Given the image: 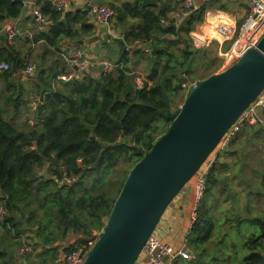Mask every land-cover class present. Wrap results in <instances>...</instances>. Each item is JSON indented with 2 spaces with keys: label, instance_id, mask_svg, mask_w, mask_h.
<instances>
[{
  "label": "trees",
  "instance_id": "trees-1",
  "mask_svg": "<svg viewBox=\"0 0 264 264\" xmlns=\"http://www.w3.org/2000/svg\"><path fill=\"white\" fill-rule=\"evenodd\" d=\"M37 1L40 12L51 22L37 25L26 50L9 43L0 32V63L8 65L0 71L5 86L0 95V190L6 210L0 225L18 240L19 247L29 237L28 231L37 239L30 240L33 246L55 245L51 249L53 261L58 248L70 237L77 236V240L66 251L102 229L129 171L124 172L116 189L115 179L122 168L119 163L131 168L166 131L169 120L161 114L165 105L160 80L167 69L190 63L185 74L164 83L172 104L173 97L183 91L180 82L194 69L192 63L199 53L206 56V48L192 56L188 37H182L202 19L205 7L192 11L175 26L172 21L166 25L161 21L173 9L169 0L106 3L115 11L112 27L118 35L117 39L112 37V44L104 42L108 47L101 57L116 67L111 71L86 69L87 75L60 81L57 76L69 71L66 59L82 45L81 36H90L95 27L87 21L85 9L60 12L44 0ZM22 11L23 0H0V29ZM31 20L35 23L32 16ZM171 34L176 37L169 38ZM136 39L150 46V54L125 50ZM35 42H42L43 53L38 61L28 64L26 53ZM48 51L51 54L44 59ZM137 56L149 63L144 85L138 90L133 89L128 74L132 69L129 64H134ZM28 65L35 68L27 77L29 84L24 85L15 75ZM72 71L77 70L72 67ZM31 93L41 97L36 111L29 107ZM28 112L34 115L33 121L25 128L23 120L21 129L19 114L27 117ZM160 122L166 123L164 130L159 128ZM64 177L71 180L63 182ZM216 183L213 169L208 168L196 219L186 238L192 257L177 258L172 264H264V215L227 216L218 230L204 203L209 187ZM230 233L242 241L236 243L231 238L229 245ZM3 258L5 253L0 252Z\"/></svg>",
  "mask_w": 264,
  "mask_h": 264
},
{
  "label": "water",
  "instance_id": "water-1",
  "mask_svg": "<svg viewBox=\"0 0 264 264\" xmlns=\"http://www.w3.org/2000/svg\"><path fill=\"white\" fill-rule=\"evenodd\" d=\"M189 66L172 67L162 75L165 109L161 114L169 125L129 169L81 264L135 263L167 207L194 181L229 128L264 89V33L237 60L199 80L181 105L171 108L164 83L184 74Z\"/></svg>",
  "mask_w": 264,
  "mask_h": 264
},
{
  "label": "crops",
  "instance_id": "crops-1",
  "mask_svg": "<svg viewBox=\"0 0 264 264\" xmlns=\"http://www.w3.org/2000/svg\"><path fill=\"white\" fill-rule=\"evenodd\" d=\"M65 1L68 4L69 10L77 8L85 9L87 21L95 27L93 34L90 36H81L82 45L77 49L82 50L93 59L102 58L101 53L103 54L108 47L104 42L112 44V37L116 38L118 34L114 29L111 30L112 35L108 34L106 31V24L95 23L93 21V18L86 9L85 0ZM90 1L98 2L101 0ZM196 1L199 2V8L196 11L200 10L201 6L205 7L202 12V19L195 22L189 32H183L182 37H188V46L193 54L192 56L196 55L198 49L206 48L207 53L205 52L206 56H201V53H199L197 59L195 61L193 60L194 62L192 65L194 69L190 74L186 75L187 77L193 76L198 65L202 66L205 64L208 55L213 54V64L215 63L216 66L220 64V62L218 63L217 57H222L220 53L231 47L234 38L229 41H223L222 38L215 33L214 27L218 22L231 23L239 27L247 14L250 0ZM36 2L38 1L23 0V11L21 14L15 19L8 20L15 22L20 30V34L15 38L14 44L23 51L26 50L30 44L33 32L38 29L36 24L31 20V9ZM169 2L173 4V9L166 14V24L172 21L175 26H178L181 23L176 22V14L180 9V4L177 0H169ZM107 34L110 35L111 39L106 36ZM175 37L174 34L169 35L171 39ZM43 46L42 42L31 44V48L28 49L26 53L28 57L27 63L39 60L43 53ZM186 47L187 43L184 44V49H186ZM200 52H202V50ZM50 54V51L44 53V59H48ZM143 61L144 59H141L139 56L135 57L133 59L134 64L130 63L129 66L130 68H135L138 63L140 66ZM226 65L227 61L222 60L220 69L222 70ZM98 67L100 66H92L87 69L88 71L90 69L95 70ZM148 67L149 63L146 68ZM207 68L209 69V67ZM143 73L145 76L147 75V73ZM30 75L31 74H25L21 71L19 74H16L15 77L22 84L27 85L29 84L27 77ZM80 75L82 74L75 73L74 77H79ZM3 80V76L0 73V95L5 93ZM6 93L9 94L10 92ZM16 95L17 94L14 93L12 95L13 98H15ZM256 116L257 119L253 124L246 126V128H241L232 138L224 142L221 141L217 149L213 151L212 159L207 164V170L208 168L213 169L217 183L209 187L210 191L208 189L204 203H206L209 213L212 216V221L214 223L216 222V227L218 226L217 229L219 228L218 230L220 231L224 226L222 222L227 216L232 218L237 215H264V136L262 135V131L264 130V109H257ZM33 117L34 115L30 113L27 121L24 119L26 123L25 128L31 125ZM24 122L22 119L18 122L21 129L22 123ZM192 207L193 188L191 184L188 190L184 188L174 198L173 202L167 207L159 220L157 234L175 248H185L188 243L186 238L190 227ZM216 233H214L213 236L216 237ZM28 236L29 240H33V242L37 241L33 232L28 231ZM76 240L77 236H72L64 241L63 245L58 248L56 259L53 261L51 260V249L54 248L55 245H47L44 248L41 244L33 246L29 241V250L21 255L19 253L20 247L18 240L8 232V229L2 228L0 225V252L5 253V258L0 259V264H56V260L59 259L62 254L66 252L68 246L74 244ZM143 260L144 258L141 256L134 264H143Z\"/></svg>",
  "mask_w": 264,
  "mask_h": 264
},
{
  "label": "built area",
  "instance_id": "built-area-1",
  "mask_svg": "<svg viewBox=\"0 0 264 264\" xmlns=\"http://www.w3.org/2000/svg\"><path fill=\"white\" fill-rule=\"evenodd\" d=\"M48 2L51 7L60 12L68 10V4L65 0H44ZM180 4V9L176 14V22L182 23L188 15L199 8V2L196 0H177ZM85 6L88 13L93 18L95 23L106 24V31L108 34L112 35L113 20L115 18V11L103 4L98 2H92L90 0H85ZM39 6L34 3L31 9V16L37 25L48 24L51 21L48 17L44 16ZM161 21L166 24V19H161ZM215 33L222 38L223 41L232 40L231 47L221 52V56L225 61L231 63L237 60L243 52L253 47L258 39L264 33V0H250L248 11L244 19L242 20L239 27L235 24L218 22L215 27ZM1 34L6 37V40L10 43L20 34V30L17 28L15 22L7 21L4 23L0 29ZM141 50L145 54H150L151 49L148 44H145L142 39L133 40L131 43L127 44L125 50L132 53L134 50ZM69 65V71L67 73H61L57 76L60 81L68 80L70 77H74L75 73L72 71V67L87 69L89 67L100 66L105 71H110L116 67V64L104 58L93 59L86 55L82 50L76 49L74 53L66 59ZM8 65L5 63H0V71L6 70ZM34 66L28 65L23 69V73L32 74L34 71ZM128 74L131 78V84L133 89H141L146 80L145 74L138 70L132 68ZM198 80H182L180 82L181 89L184 92H189L197 86ZM41 101V97L37 94L30 95L29 106L31 111H36L38 104ZM257 109H264V89L260 92L257 98L243 111L236 122L229 128V130L224 135L222 142L232 138V136L241 130L244 125L253 124L256 119ZM207 166H202L194 176L193 181V207L190 214V225L196 219V208L201 200L204 190H205V173L207 171ZM71 179L64 177L63 182H69ZM5 197L3 198L2 191L0 190V218L6 215V210L3 204ZM157 227V226H156ZM99 231H93L92 236L88 237L86 242L78 243L73 245L68 251L62 254V256L56 260V264H81L94 242L98 237ZM23 242L19 248V252L26 253L29 250V244L27 240ZM143 257V264H172L175 259H190L191 254L185 248H175L168 242L164 241L157 233L154 231L147 238L144 247L140 253L139 257Z\"/></svg>",
  "mask_w": 264,
  "mask_h": 264
},
{
  "label": "rangeland",
  "instance_id": "rangeland-1",
  "mask_svg": "<svg viewBox=\"0 0 264 264\" xmlns=\"http://www.w3.org/2000/svg\"><path fill=\"white\" fill-rule=\"evenodd\" d=\"M102 1V2H101ZM100 2H98L99 4H103V5H106V3H108V2H113V3H117V4H119V3H121L122 1H124V0H101ZM13 42H15V41H13ZM229 47V46H228ZM211 49V48H210ZM146 55H148V54H146ZM138 57V56H137ZM212 59H213V54H211V55H208V58L206 59V62H205V64L204 65H202V66H200V65H198L197 63V69H196V71L194 72V74H193V76L192 77H186L184 80H188V79H195V80H201L202 78H204V76L205 75H207V74H211V73H213V72H215L216 70L217 71H220L221 69H220V64H221V61L222 60H224L222 57H220V56H218L217 57V60H218V63L220 62V64H218L217 66L215 65V63L213 64L212 63ZM28 64H31V63H28ZM211 64H212V66H211ZM147 65H148V62L146 61V60H144L142 63H141V65L139 66V63L137 64V66H135V68L134 69H138V70H141V71H143V72H145V73H147ZM146 66V67H145ZM145 67V68H144ZM207 67H209V69L207 68ZM206 69V70H205ZM220 69V70H219ZM78 70L80 71V70H83V68H78ZM79 71H76V73L77 74H82V73H79ZM216 71V72H217ZM81 72V71H80ZM73 80V77H70L67 81H72ZM32 94V93H31ZM30 94V95H31ZM186 94H187V92H184V91H182L181 93H178V94H176L174 97H173V101H172V104H170L171 106V108H176V107H178L179 105H181V103L184 101V98H185V96H186ZM28 99V98H27ZM20 115V117H19V120L20 119H22V120H24V119H26V118H28V116H29V112L27 113V117L25 116V115H22V114H19ZM26 117V118H25ZM158 126H159V128L161 129V130H164L165 128H166V123H164V122H160L159 124H158ZM34 146V145H33ZM212 154H213V152L211 153V155L208 157V159L206 160V162L203 164V166L204 165H207L208 163H209V161L212 159ZM120 164V166L122 167L121 168V170H120V173L117 175V177H116V181H117V185H116V189H118V186H119V181L120 180H122V178L124 177V172H126V171H128L130 168H129V164H127V163H125V162H122V163H119ZM191 184H193V179L192 180H190V182H188V184L186 185V187H184L185 189H189L190 188V185ZM192 188H193V185H192ZM114 193H112L111 195H113ZM173 202V201H172ZM218 225H219V223H218ZM158 226V225H157ZM218 227V226H217ZM219 229V228H218ZM157 231H158V227H156L155 228V230H154V232L155 233H157ZM229 231V229L228 230H226L225 232H228ZM217 232V231H216ZM219 237H221L220 235H219ZM231 238H233L234 239V241L236 242V243H239L240 241H242V238H239V239H235L234 237H232V234L230 233L229 234V236H228V239H227V243L230 245L231 244ZM25 240H27L28 242L30 241L29 240V237L28 238H26ZM209 245V244H208ZM210 246V245H209ZM209 246H208V249H209ZM20 253V252H19ZM21 255H22V253H20ZM140 256V255H139Z\"/></svg>",
  "mask_w": 264,
  "mask_h": 264
},
{
  "label": "clouds",
  "instance_id": "clouds-1",
  "mask_svg": "<svg viewBox=\"0 0 264 264\" xmlns=\"http://www.w3.org/2000/svg\"><path fill=\"white\" fill-rule=\"evenodd\" d=\"M85 70H86V69H85ZM198 81H199V80H198ZM138 258H139V256H138ZM138 258H137V259H138Z\"/></svg>",
  "mask_w": 264,
  "mask_h": 264
}]
</instances>
